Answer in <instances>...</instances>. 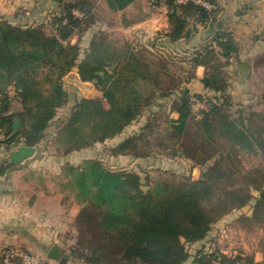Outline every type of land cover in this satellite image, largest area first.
<instances>
[{
    "label": "trees",
    "instance_id": "1",
    "mask_svg": "<svg viewBox=\"0 0 264 264\" xmlns=\"http://www.w3.org/2000/svg\"><path fill=\"white\" fill-rule=\"evenodd\" d=\"M105 1L117 12L135 0ZM206 1L215 10L165 0L169 30L144 45L111 39L100 30L84 50L80 38L71 44L73 36L80 37L95 22L94 0L58 1L48 20L35 24L0 19V145L6 150L21 145L37 148L58 112L68 107L54 137L57 156L66 157L119 137L158 101L169 100L176 117L166 121L157 143L152 144L153 129L146 122L111 147V156L184 158L200 170L197 179L190 174L152 179L132 170L106 168L97 159L65 163L62 170L73 185V201L80 206L73 222L74 261L185 264L192 258L191 264H264V166L247 170L240 160L246 153L264 161V108L230 111L224 68L238 51L232 33L219 27L204 45L191 53L181 51L179 62L187 65L180 66L181 75L172 70L178 52H156L161 47L157 39L188 40L197 27L217 21L218 6L214 0ZM199 65L207 69L203 86L219 95L197 116L190 109V98L204 96L189 94L185 85ZM73 70L101 96L88 100L93 88L85 84L90 91L69 105L63 77ZM262 80L264 85V76ZM261 101L264 104V91ZM14 118L21 131L10 136ZM14 165L9 159L2 161L0 175ZM235 213L236 227L247 233L261 231V263L242 252H209L204 246L189 254L188 245L207 240L216 224Z\"/></svg>",
    "mask_w": 264,
    "mask_h": 264
},
{
    "label": "crops",
    "instance_id": "2",
    "mask_svg": "<svg viewBox=\"0 0 264 264\" xmlns=\"http://www.w3.org/2000/svg\"><path fill=\"white\" fill-rule=\"evenodd\" d=\"M94 1L95 22L80 37L75 35L70 39V43L74 44L80 38L79 42L83 50L87 47L91 36L99 30L111 39L141 45L153 42L158 34L169 30L165 0H135L124 10L117 12L111 11L105 0ZM214 2L218 6V12L217 21L213 24L209 23L212 26V35L206 34L208 24L205 27H197V32L188 40L181 39L171 43L159 38L157 39L158 46H161L160 50L164 49L167 52L185 51L207 43L219 27L230 31L238 51L224 68V78L227 81L226 94L231 106L236 101L234 106L236 111L240 109L261 111L264 108L261 101L264 91L262 80L264 76V0H214ZM57 8L58 1L56 0H0V19L17 25H30L47 21L49 14ZM97 8L104 11L106 20L98 17ZM74 13L78 15L77 12ZM116 30L120 35L119 39L112 36ZM238 65L246 70H239ZM70 73L77 74L75 70ZM206 73L207 69L204 66L195 67L194 78L185 85L189 94L213 97L219 95L203 86L202 79ZM12 107L17 108V104L13 103ZM141 126H143L142 118L127 128L119 137L109 140V149L129 134L136 132ZM129 131L131 132L128 133ZM1 151L0 163L9 159L15 152L8 154L10 150L5 148ZM37 151L38 148H35L30 158L20 164H15L9 171L0 175V205L10 210L6 212L4 221L0 223V250L6 247H18L46 259L48 250L54 245L61 250L63 255L61 242L65 239V233L73 228L78 208L73 213L68 212V205L63 203L66 192L61 187L49 184V179L60 178L61 171L54 169L56 168L54 166L61 164L60 162L69 163L67 157L37 156ZM46 162L53 163V168L45 169L43 164ZM236 217L237 214H231L221 220L215 225L207 240L213 232L223 231V227L240 233L242 230L234 225ZM45 222L47 226H40ZM257 237L255 249L252 248L251 252L245 250L240 252L252 256L255 263H261L263 261V253L259 245L262 238L261 231ZM207 240L195 245L204 246ZM222 252L227 254V252ZM63 257L66 258L65 264L73 263L67 256L63 255ZM191 261L192 258L185 264H191ZM48 263L59 264L58 261L52 260Z\"/></svg>",
    "mask_w": 264,
    "mask_h": 264
},
{
    "label": "rangeland",
    "instance_id": "3",
    "mask_svg": "<svg viewBox=\"0 0 264 264\" xmlns=\"http://www.w3.org/2000/svg\"><path fill=\"white\" fill-rule=\"evenodd\" d=\"M96 13L98 14V17L101 18L102 20H106L107 17L102 9L97 8ZM113 24V23H112ZM103 25L101 26V28ZM112 36H114L116 39H119L120 35L117 33V30L112 33ZM120 40V39H119ZM122 41V40H121ZM160 50V49H159ZM189 53H191L192 49H188ZM181 51L184 50H179L175 51L178 52L179 55L175 59L174 64L172 66V70L179 73V68L185 67V65L182 62H179V60L183 57V55H180ZM162 54H170L171 51L167 52L164 49H161L160 51ZM160 53V54H161ZM159 54V53H158ZM179 62V63H178ZM181 66V67H180ZM181 75V74H180ZM184 76V74H182ZM65 86L67 91L70 94V101L69 105L74 103V97H81L84 96V94L78 89L77 86L74 84L70 83L69 81L65 82ZM93 91L91 95L87 97L88 100H91L92 98L101 96V94L94 89V86L91 84ZM85 97V96H84ZM211 102H217L216 98L213 96H208ZM220 102V100H219ZM236 102V101H235ZM235 102L232 103V106L230 107V111L232 113L236 112ZM170 102L169 100L165 101H158L155 106L151 107L150 111L145 112L144 116L142 117L143 124L146 122H149L153 129V133L150 136V140H152V144H155L158 142V136L157 134L164 133V129L166 126V121L170 119V117L174 118L173 114L170 112L169 108ZM262 110V109H261ZM150 112V113H149ZM69 113V108L62 109L58 112L57 117L51 126V128L48 131V136L44 138V140L37 146L38 151H37V156H57V150H56V144L54 141L55 133H56V126H59L60 123L62 122V118L68 115ZM153 113V114H152ZM129 131L128 133H130ZM3 139V137H0ZM109 144L110 142L107 141L105 144H96L94 148L87 149V150H82L79 152L72 153L67 157L69 164L72 165H79L82 163L83 160L85 159H97L101 162L103 166L109 169H127V170H132L135 172L140 173L142 177L145 175L150 176L152 179H159V178H166V177H171L172 175H175L176 177H185L188 176L189 174L191 175L192 179H197L200 175V170L199 168H193L191 163L187 161L184 158H177V159H172L168 160L164 157L161 156H156L155 158L149 159V160H136L134 161L131 157H114L111 156V152L109 149ZM2 148L3 146L0 145V153H2ZM36 148V147H35ZM16 147L12 146V149H10L9 153H12L15 151ZM158 149V148H156ZM240 160H241V166L244 169L250 170L253 168L257 167H262L264 166V161L261 158L260 155H249L246 153L240 154ZM58 164L54 167L57 171H61V176L59 179L54 180V179H49V184H53L55 186L61 187L66 193L64 194V199L63 203L65 205H68V212H75V210L78 208V211L80 209V206L77 205L73 201V196H72V190H73V185L71 181H69L68 177H65V173L63 172V167L65 163L63 164ZM63 164V165H62ZM43 166L45 169L49 170L52 166L53 163H44ZM53 168V167H52ZM195 170V172H193ZM57 184V185H56ZM71 193V194H68ZM68 194V195H67ZM253 194L256 196L257 192H253ZM72 205V206H70ZM236 214V213H235ZM228 226V225H227ZM223 231L221 232H213L210 236V239L207 240L205 243L204 247L206 251L212 252V251H224L227 252V254L235 255L238 252L245 250L246 252H251L252 248H254L255 244L257 243V236H259V230H254L253 232L250 233H243L242 231L235 232L231 228L227 230V228L223 227ZM221 229V230H222ZM218 233V235H217ZM256 234V235H255ZM76 235L77 232L73 226V228L70 230V232L65 233V239L61 242V247L63 248V255L67 256L72 264H85L81 261L77 262L74 261L71 257V249L76 248ZM202 246L198 245H192V246H187V251L189 254L193 255L198 249H200ZM9 249L7 248H2L0 250V254L2 250ZM14 249L16 250H22L25 251L21 248L15 247ZM255 249V248H254ZM27 252V251H25ZM29 253V252H28ZM31 254V253H30ZM34 255L36 258H41L46 261L45 258L39 257L35 254ZM49 262V260H47ZM51 264V263H48ZM60 264V263H59Z\"/></svg>",
    "mask_w": 264,
    "mask_h": 264
},
{
    "label": "built area",
    "instance_id": "4",
    "mask_svg": "<svg viewBox=\"0 0 264 264\" xmlns=\"http://www.w3.org/2000/svg\"><path fill=\"white\" fill-rule=\"evenodd\" d=\"M187 2L198 4L208 11H213L216 8L213 4L208 3L206 0H177V3ZM77 16L81 17L80 14ZM212 46L213 48H217L214 42L212 43ZM210 103L211 100L208 96H204L203 98L191 96L190 109L194 114L199 116L202 111H206L208 109ZM0 257L2 258L3 264H45V260L38 257L36 258L34 255L28 252L16 250L14 248L2 250Z\"/></svg>",
    "mask_w": 264,
    "mask_h": 264
},
{
    "label": "water",
    "instance_id": "5",
    "mask_svg": "<svg viewBox=\"0 0 264 264\" xmlns=\"http://www.w3.org/2000/svg\"><path fill=\"white\" fill-rule=\"evenodd\" d=\"M56 1H62V0H56ZM213 33V30H212V26L211 24L208 25V28H207V32L206 34L207 35H212ZM237 68L241 71H245L246 68H244L243 66H240L238 65ZM71 76H76L77 77V80L81 83V84H89V83H83L78 75L76 74H72V73H69L68 75H66V77H63V81H69L68 79L71 77ZM70 82V81H69ZM72 84H74L75 86L78 87V89H80V91L83 93V91L81 90V87H80V84H76V83H73V82H70ZM90 87L91 84H89ZM84 94V93H83ZM84 96H86L84 94ZM17 112V108L16 107H12L11 108V113H15ZM12 131H11V134L10 136H15L17 135L20 131H21V123L19 121L18 118H14L13 119V124H12V127H11ZM35 152V147H29V146H25V145H21L17 148V150L10 156L9 158V162L11 163H14V164H20L22 163L24 160L30 158ZM193 172H195V170H193ZM46 259L48 260H52V261H58L60 264H65L66 263V258L63 257L62 255V252L61 250L56 246H52L47 254H46Z\"/></svg>",
    "mask_w": 264,
    "mask_h": 264
},
{
    "label": "bare ground",
    "instance_id": "6",
    "mask_svg": "<svg viewBox=\"0 0 264 264\" xmlns=\"http://www.w3.org/2000/svg\"><path fill=\"white\" fill-rule=\"evenodd\" d=\"M68 80H69L70 82H73V83H76V84H77V83L80 84L81 90L83 91L84 94H87V93L90 91L89 87L86 86L85 84H81V83L77 80V78H69Z\"/></svg>",
    "mask_w": 264,
    "mask_h": 264
},
{
    "label": "clouds",
    "instance_id": "7",
    "mask_svg": "<svg viewBox=\"0 0 264 264\" xmlns=\"http://www.w3.org/2000/svg\"><path fill=\"white\" fill-rule=\"evenodd\" d=\"M10 210L5 209L3 205H0V223H2L5 219V214L6 212H8ZM40 226H47V222H45L44 225H40Z\"/></svg>",
    "mask_w": 264,
    "mask_h": 264
}]
</instances>
